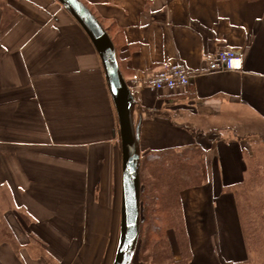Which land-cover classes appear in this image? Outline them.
I'll use <instances>...</instances> for the list:
<instances>
[{
  "label": "crops",
  "instance_id": "1",
  "mask_svg": "<svg viewBox=\"0 0 264 264\" xmlns=\"http://www.w3.org/2000/svg\"><path fill=\"white\" fill-rule=\"evenodd\" d=\"M81 1L114 42L141 155L204 151L207 182L181 194L187 264L245 262L234 191L247 141H264V0ZM221 50L242 68L209 71ZM169 63L191 84L150 89ZM121 204L119 119L94 44L58 0H0V264H112Z\"/></svg>",
  "mask_w": 264,
  "mask_h": 264
},
{
  "label": "trees",
  "instance_id": "2",
  "mask_svg": "<svg viewBox=\"0 0 264 264\" xmlns=\"http://www.w3.org/2000/svg\"><path fill=\"white\" fill-rule=\"evenodd\" d=\"M253 157L248 153L249 172L234 191L248 259L227 264L250 263V254L256 247L264 252V166L258 161L252 163ZM140 175L141 230L135 257L142 264L189 263L192 248L181 194L208 180L203 149L192 145L144 154ZM0 229L5 232L2 226ZM176 250L181 254L179 260L175 258Z\"/></svg>",
  "mask_w": 264,
  "mask_h": 264
},
{
  "label": "water",
  "instance_id": "3",
  "mask_svg": "<svg viewBox=\"0 0 264 264\" xmlns=\"http://www.w3.org/2000/svg\"><path fill=\"white\" fill-rule=\"evenodd\" d=\"M79 22L94 44L115 103L122 148V204L120 236L112 264H132L141 230V148L135 122L136 101L125 80L114 42L95 14L81 0H58Z\"/></svg>",
  "mask_w": 264,
  "mask_h": 264
},
{
  "label": "built area",
  "instance_id": "4",
  "mask_svg": "<svg viewBox=\"0 0 264 264\" xmlns=\"http://www.w3.org/2000/svg\"><path fill=\"white\" fill-rule=\"evenodd\" d=\"M242 68V56L236 50H221L215 59L210 60L208 70L211 72L236 70ZM190 71L181 64H166L159 72L151 76L147 85L152 90L176 89L191 84Z\"/></svg>",
  "mask_w": 264,
  "mask_h": 264
},
{
  "label": "rangeland",
  "instance_id": "5",
  "mask_svg": "<svg viewBox=\"0 0 264 264\" xmlns=\"http://www.w3.org/2000/svg\"><path fill=\"white\" fill-rule=\"evenodd\" d=\"M247 142H249L250 153H252L254 156L253 159L251 160L252 163L254 161V164H255L258 161L264 166V141L261 142L260 138H250ZM261 181H264V180L261 179ZM1 226H2V228H4L5 224L1 223L0 227ZM171 238L174 240V234L173 233H171ZM173 240H172V242H174ZM249 261H250V263L247 262L246 264L261 263L262 261H264V252H261L258 249V247H256V249L253 248V250L250 254ZM132 264H142V263H139L138 259L136 257H134Z\"/></svg>",
  "mask_w": 264,
  "mask_h": 264
}]
</instances>
